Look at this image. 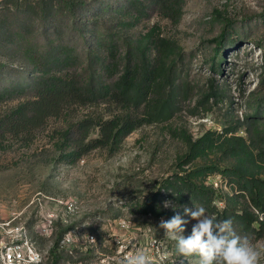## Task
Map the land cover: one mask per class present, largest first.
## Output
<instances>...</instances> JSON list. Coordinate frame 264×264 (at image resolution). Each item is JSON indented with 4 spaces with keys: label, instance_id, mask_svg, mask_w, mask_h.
<instances>
[{
    "label": "rangeland",
    "instance_id": "obj_1",
    "mask_svg": "<svg viewBox=\"0 0 264 264\" xmlns=\"http://www.w3.org/2000/svg\"><path fill=\"white\" fill-rule=\"evenodd\" d=\"M15 14L0 2L1 31L7 35L0 38V89H21L0 98V245L22 226L37 246L49 248L41 264H93L94 255L111 254L136 235L132 252L144 251L152 264H199L198 256L176 253L159 222L179 214L189 220L183 235H190L196 221L184 207H203L214 217L226 203L241 209L248 200L232 172L264 177V137L251 130L253 122L264 128V0H54L45 19L38 13L28 18L26 35H14ZM157 36L172 43L166 56L157 50ZM109 43L118 48L119 70L131 51L170 67L174 109L168 119L143 122L116 144L77 157L70 155L76 147L69 136L76 120L140 115L141 109L96 97L49 116L28 137L6 129L7 114L34 95L33 79L42 73L81 81L96 74L107 86L116 76L106 68ZM64 45L75 54L71 63L40 71L46 65L39 54L58 53ZM213 91L216 95L204 99ZM206 131L213 140L188 160L191 143ZM97 135L94 126L89 137ZM211 165L228 171L205 173ZM189 181L209 187L205 201ZM48 197L73 198L80 211L70 222L59 217L52 233L41 235L35 222L52 207ZM165 201L176 207L165 208ZM118 217L129 223L127 230L108 224ZM229 220L237 235L261 250L264 264V224L254 223L259 232H245ZM82 222L96 232L97 250L70 254L57 248L60 234Z\"/></svg>",
    "mask_w": 264,
    "mask_h": 264
},
{
    "label": "trees",
    "instance_id": "obj_2",
    "mask_svg": "<svg viewBox=\"0 0 264 264\" xmlns=\"http://www.w3.org/2000/svg\"><path fill=\"white\" fill-rule=\"evenodd\" d=\"M54 0H0V2L10 7L16 12L15 32L21 34L30 33L26 22L32 14L38 13L42 19H45L53 6ZM5 23L0 21V35L7 37L1 29H4ZM156 47L161 56H166L172 48V43L164 37L157 36ZM217 50V48H216ZM40 53V52H39ZM118 48L113 43L107 45L108 62L106 68L110 75H116L107 86L105 82L97 78L96 74L83 81L72 76L54 75L45 76L43 73L34 77L32 86L35 87L34 95L24 99L7 114L4 125L6 129L14 134H20L28 137L31 129L42 125L46 118L51 115L61 113L65 107L71 104L92 103L96 97L119 104L121 107L140 108V115L123 114L122 116L99 117L86 116L76 120L73 124L69 136L76 149L70 152L73 157L80 156L91 149L116 144L122 137L131 132L137 125L143 122H153L165 120L170 117L174 109L173 101V77L167 65L163 62H148L140 58L136 52H129V61L126 66L119 70L120 59ZM43 65L46 68L50 65H65L71 63L75 58L73 49L64 45L58 53L41 52ZM52 63V64H51ZM14 88L5 87L0 89V98L11 93ZM13 92V91H12ZM216 95L215 91L206 94L204 99ZM200 102H203L201 100ZM207 106L205 109H208ZM98 128V135L89 137L92 127ZM252 133L260 138L264 137V128L253 122ZM213 132L206 131L196 138L190 146V153L187 156L189 160L191 155L203 145L213 140ZM205 173H210L218 169L227 172L223 168L211 165ZM230 173V170H229ZM236 178L237 188L248 200V205L241 209H232L227 203L219 210H215L216 221L229 220V217L236 221L243 231L256 230L255 222L259 225L264 224L260 213H264V177L255 175H245L234 170L232 172ZM182 179L188 180L187 176ZM192 192L197 194L198 198L205 201L207 198L206 187L204 184L188 182ZM149 207H151L149 205ZM154 212L159 214L160 209L154 208ZM259 232V229L256 230Z\"/></svg>",
    "mask_w": 264,
    "mask_h": 264
},
{
    "label": "clouds",
    "instance_id": "obj_3",
    "mask_svg": "<svg viewBox=\"0 0 264 264\" xmlns=\"http://www.w3.org/2000/svg\"><path fill=\"white\" fill-rule=\"evenodd\" d=\"M173 207L170 201L164 207ZM203 207H184V214L196 221L191 227L190 235H183L189 220L176 214L168 220H161L159 228L166 237L175 241L176 253L183 257L198 256L199 264H259L261 250H258L247 237L235 232L232 221L217 222L214 216L205 215ZM71 243V233L65 237ZM121 264H152L144 251L129 253Z\"/></svg>",
    "mask_w": 264,
    "mask_h": 264
},
{
    "label": "built area",
    "instance_id": "obj_4",
    "mask_svg": "<svg viewBox=\"0 0 264 264\" xmlns=\"http://www.w3.org/2000/svg\"><path fill=\"white\" fill-rule=\"evenodd\" d=\"M52 203L51 208L48 206V210L40 212L35 222V228L37 233L51 234L53 231L55 221L60 217L65 222H70L80 211V205L73 198H54L48 197ZM108 224L116 229L127 230L129 223L122 217L113 218ZM71 233V243L65 242V237ZM114 234L117 232L113 231ZM154 239L150 241L151 245H154ZM139 240L136 235L131 238H126L125 241H121L116 245L111 254H104L95 256L93 264H121L122 260L129 253H133L132 249L137 246ZM97 234L94 231L86 229L85 224L73 223L65 229L58 239L57 248H63L66 252L73 254L74 251H88L97 250ZM49 248H42L36 245L35 241L27 233L26 229L22 226L17 228L16 232L12 234L11 238L7 242L0 245V264H41V262L48 256ZM161 261L163 258L159 256ZM80 264L81 261L79 260Z\"/></svg>",
    "mask_w": 264,
    "mask_h": 264
}]
</instances>
